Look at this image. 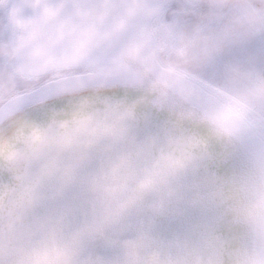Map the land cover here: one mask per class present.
I'll return each mask as SVG.
<instances>
[{"label":"clouds","instance_id":"1","mask_svg":"<svg viewBox=\"0 0 264 264\" xmlns=\"http://www.w3.org/2000/svg\"><path fill=\"white\" fill-rule=\"evenodd\" d=\"M0 264H264V0H0Z\"/></svg>","mask_w":264,"mask_h":264}]
</instances>
